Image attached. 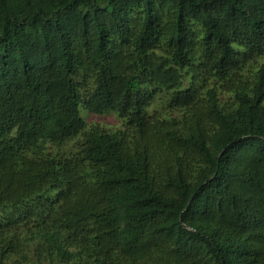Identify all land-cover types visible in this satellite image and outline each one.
I'll list each match as a JSON object with an SVG mask.
<instances>
[{"label":"trees","instance_id":"1","mask_svg":"<svg viewBox=\"0 0 264 264\" xmlns=\"http://www.w3.org/2000/svg\"><path fill=\"white\" fill-rule=\"evenodd\" d=\"M0 264H264V0H0Z\"/></svg>","mask_w":264,"mask_h":264},{"label":"rangeland","instance_id":"2","mask_svg":"<svg viewBox=\"0 0 264 264\" xmlns=\"http://www.w3.org/2000/svg\"><path fill=\"white\" fill-rule=\"evenodd\" d=\"M223 99H227V95L222 96ZM159 106H152L149 111L152 113L154 110H158ZM82 117L86 120L87 124L97 126L103 130H116L123 126L122 119L116 112H109L106 114H94L83 106L80 107ZM67 148V147H66Z\"/></svg>","mask_w":264,"mask_h":264}]
</instances>
